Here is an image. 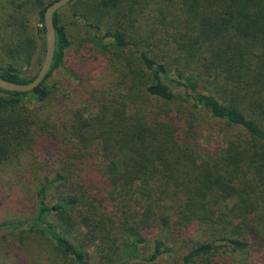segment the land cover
<instances>
[{
	"label": "trees",
	"instance_id": "1",
	"mask_svg": "<svg viewBox=\"0 0 264 264\" xmlns=\"http://www.w3.org/2000/svg\"><path fill=\"white\" fill-rule=\"evenodd\" d=\"M55 1L34 0L37 41L27 36L0 47L1 79L35 78L45 52L44 12ZM24 6L14 19L22 33L30 22ZM83 6L74 17L101 33L94 44L107 53L115 79L99 92L96 110H72L62 133L41 112L53 92L47 80L70 46L63 8L53 14L54 58L43 82L28 93L0 89V166L42 141L65 150L36 189L32 227L76 264L88 263L84 248L95 240L102 264H264V0ZM147 6L157 7L166 38L160 54L157 42L134 31ZM13 62L37 71L23 77ZM27 96L40 107L21 104ZM211 121L223 142L217 148L202 144Z\"/></svg>",
	"mask_w": 264,
	"mask_h": 264
},
{
	"label": "rangeland",
	"instance_id": "2",
	"mask_svg": "<svg viewBox=\"0 0 264 264\" xmlns=\"http://www.w3.org/2000/svg\"><path fill=\"white\" fill-rule=\"evenodd\" d=\"M50 1L53 0H44L45 3ZM90 1L97 0H81L77 7L63 8L59 13L70 46L62 67L47 80L53 92L41 112L49 115L50 121L60 133L64 131L63 124L66 123L68 113L79 109L94 112L100 100L99 92L114 87L112 84L115 83L108 69L107 53H103L94 44V36H102L101 33L85 26L79 17H74V14L84 13L86 8L83 5ZM20 3H25L23 8L29 15L26 33L20 31L14 20L15 17L19 18L17 6ZM33 3L34 0H0V47L20 42L27 36L38 40L37 30L41 25L35 18L38 7ZM159 18L157 7L147 6L134 28L140 40L149 37V41L157 42L153 50L156 54L164 50L166 39ZM0 57H3L1 52ZM13 65L26 78L37 71L34 65H21L20 62H13ZM20 100L29 109L40 107L32 96ZM203 118L206 124L209 118ZM209 127L211 134L203 136L202 144L217 148L223 144L219 128L215 127L213 121L209 122ZM63 152L65 150L61 144L49 145L42 141L30 154L21 155L8 166H0V264H76L71 257L57 251L54 243L41 229L32 227L38 212L36 189L43 175L56 169L64 159ZM50 197L51 194L48 202L52 203ZM84 252L87 264H102L103 247L97 240L87 242ZM119 261L115 264L122 263ZM173 263L174 260L161 259L155 264ZM129 264L141 263L136 261Z\"/></svg>",
	"mask_w": 264,
	"mask_h": 264
},
{
	"label": "water",
	"instance_id": "3",
	"mask_svg": "<svg viewBox=\"0 0 264 264\" xmlns=\"http://www.w3.org/2000/svg\"><path fill=\"white\" fill-rule=\"evenodd\" d=\"M72 0H57L50 4L44 12V41L45 52L40 69L33 80L28 84H16L0 78V89L7 92L28 93L35 90L45 79L50 71L55 51L56 33L53 22V14L65 7Z\"/></svg>",
	"mask_w": 264,
	"mask_h": 264
}]
</instances>
